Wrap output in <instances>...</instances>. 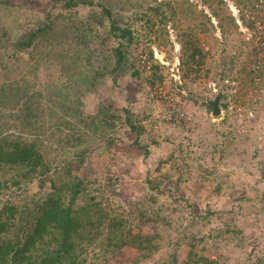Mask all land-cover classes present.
Segmentation results:
<instances>
[{"label": "trees", "instance_id": "1", "mask_svg": "<svg viewBox=\"0 0 264 264\" xmlns=\"http://www.w3.org/2000/svg\"><path fill=\"white\" fill-rule=\"evenodd\" d=\"M237 1L252 4V0ZM47 2L44 17L31 22L16 36L11 35L9 25L0 22V54L8 48L17 54L25 52L32 64L19 77L0 78V264H90L95 258L107 261L124 246L134 247L148 257L159 249L164 236L159 231L152 235L143 233L142 225L160 221L170 225L166 217L156 214L160 211L157 196L166 192L170 195L174 187L180 189L181 174L188 173L183 168L188 165L182 156L184 151L176 142L173 150L159 157L155 166L159 173H145L134 200L127 197V169L115 173L104 170L103 183L92 176L84 184L87 175L80 177L78 169L87 163L85 152L98 145L91 143L98 138L103 141L99 147L108 150L112 144L110 133L118 124L135 134L134 143L145 156L149 145L157 147L160 142L155 131L142 123L146 117L143 110L135 111L129 99L121 105L111 98L101 99L92 114H85L80 108L85 91L98 92L101 86L113 90L117 81L114 73L121 76L130 68H134L132 74L139 73L135 68L137 58L131 53L138 41L134 30L121 24L106 1L97 3L99 10L89 8L79 17L77 7H91L95 0ZM7 6L8 0H0V11L7 10ZM151 9L155 14L162 13L155 7ZM212 12L222 25L218 10ZM228 19L232 21L231 17ZM183 35L178 69L182 70L184 81L194 80L200 75L198 66L204 54L192 32ZM150 53L152 57L151 50ZM41 62L53 64L58 73V83L52 88L44 89L35 81ZM5 64L0 58V68ZM260 67L261 64L250 71L252 75H245L246 85L254 75L261 74ZM224 75L222 72L221 77ZM109 80L112 83L108 84ZM197 95L188 91L183 97L197 103L201 98ZM201 102L211 111L206 100ZM178 110L176 106L166 107L167 123H188ZM65 154L70 157H63ZM166 164L168 168L160 171ZM174 173L178 174L176 179L161 189ZM34 182L37 188L30 192L29 185ZM217 186L214 190L219 191ZM208 188L206 197L212 195L213 188ZM253 192L258 199L264 197V191L254 188ZM169 199L180 200L171 196ZM210 213L209 209L204 216L193 211L188 222ZM213 229L217 237L229 234L239 245L243 244L242 231L233 217ZM191 239L184 264H218L206 255L207 249L217 251L216 244L199 248L196 240L202 238L192 235ZM245 260L264 264V258L258 256ZM171 262L177 264L174 258Z\"/></svg>", "mask_w": 264, "mask_h": 264}, {"label": "rangeland", "instance_id": "2", "mask_svg": "<svg viewBox=\"0 0 264 264\" xmlns=\"http://www.w3.org/2000/svg\"><path fill=\"white\" fill-rule=\"evenodd\" d=\"M8 1L11 7L0 11V22L9 25L12 36L18 35L31 22L42 19L49 7L47 0ZM104 1L121 24L130 26L138 37L131 53L137 58L135 68L139 73L132 74L134 68L121 76L114 73L117 81L112 85L113 90L101 86L98 92L85 91L80 108L85 114H92L101 99L111 98L110 101L119 105L129 99L135 111L143 110L146 117L142 123L151 132L155 131L160 144L157 147L149 145V154L145 156L134 143L135 134L118 124L110 133L112 144L108 150L99 147L103 143L99 138L91 142L98 145L85 152L87 163L78 173L80 177L87 175L84 184L92 176L103 183L106 180L104 170L115 173L127 169V197L134 200L144 183L145 173L157 175L158 158L173 150L176 142L184 151L182 156L188 165L183 168L188 173L181 174L180 189L174 187L170 195L166 192L157 196L160 211L156 214L166 217L170 225L163 221L142 225L143 233L152 235L159 231L164 236L157 251L145 257L136 248L124 246L107 261L95 258L90 264H172V258L177 264H184L192 235L202 238V241L196 240L199 248L203 244L218 246L217 251H206V255L218 264H249L245 260L247 257L264 258V197L258 199L253 192L254 188L264 191L263 28L251 25L252 21L243 17L242 10L238 9L244 4L237 0H95L91 7H77L78 17L85 15L89 8L99 10L97 3ZM247 5L255 9L254 5ZM153 7L162 13L155 14ZM213 9L218 10L222 25L213 15ZM206 16L210 20L207 21ZM191 32L204 56L198 66L200 75L184 81L178 62L183 56V34ZM18 53L11 48L1 52L0 58L6 64L0 68V78L19 77L32 65L27 53ZM259 64L262 65L261 74L254 75L253 81L246 85L245 75H252L249 72H254ZM222 72L224 77H221ZM37 77L35 81L44 89L58 83V73L49 62L39 64ZM188 91L201 97L197 103L184 99ZM217 93H220L221 113L213 116L201 101L208 103ZM168 105L179 107L180 117L188 123H167L165 110ZM167 166L162 165L160 171H165ZM177 175H172L161 189L171 185L169 182ZM209 185L213 188L212 195L206 197ZM217 185L219 191L214 190ZM29 186L30 192L37 188L36 182ZM170 196L180 200L170 201ZM124 207L127 209L126 205ZM207 209L211 213L203 218ZM193 211L203 216L193 217V222H188ZM230 217L242 231V245L229 234L227 237L215 235L213 228Z\"/></svg>", "mask_w": 264, "mask_h": 264}, {"label": "built area", "instance_id": "3", "mask_svg": "<svg viewBox=\"0 0 264 264\" xmlns=\"http://www.w3.org/2000/svg\"><path fill=\"white\" fill-rule=\"evenodd\" d=\"M264 0H257L255 3H252L251 5L255 6V9L253 10L250 5H243L238 11L242 10V15L245 19L250 20L253 22L254 26L257 27L260 26L263 28V34H264ZM247 6V7H246ZM240 17V15H239ZM239 20V19H238Z\"/></svg>", "mask_w": 264, "mask_h": 264}, {"label": "water", "instance_id": "4", "mask_svg": "<svg viewBox=\"0 0 264 264\" xmlns=\"http://www.w3.org/2000/svg\"><path fill=\"white\" fill-rule=\"evenodd\" d=\"M219 99H220V94L217 93L213 99L208 100V103L211 106V114L213 116H217L221 113V108L219 106Z\"/></svg>", "mask_w": 264, "mask_h": 264}, {"label": "clouds", "instance_id": "5", "mask_svg": "<svg viewBox=\"0 0 264 264\" xmlns=\"http://www.w3.org/2000/svg\"><path fill=\"white\" fill-rule=\"evenodd\" d=\"M220 94V93H219Z\"/></svg>", "mask_w": 264, "mask_h": 264}]
</instances>
